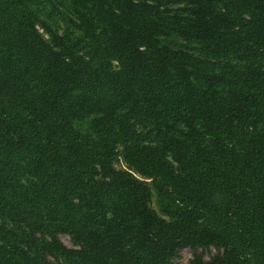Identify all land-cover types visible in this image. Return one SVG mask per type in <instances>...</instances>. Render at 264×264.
<instances>
[{"label": "trees", "instance_id": "16d2710c", "mask_svg": "<svg viewBox=\"0 0 264 264\" xmlns=\"http://www.w3.org/2000/svg\"><path fill=\"white\" fill-rule=\"evenodd\" d=\"M182 248L264 264V0H0V264Z\"/></svg>", "mask_w": 264, "mask_h": 264}, {"label": "rangeland", "instance_id": "374dc122", "mask_svg": "<svg viewBox=\"0 0 264 264\" xmlns=\"http://www.w3.org/2000/svg\"><path fill=\"white\" fill-rule=\"evenodd\" d=\"M117 168H122L123 165L117 164L116 165ZM152 207L155 210H158L157 204L155 201L152 202ZM60 240L62 241V243L67 246V247H71V243L69 240V237L67 235H59ZM197 253L203 255L205 260H208L210 258L211 255H214L217 253V250L214 247H210L207 250L204 249H197ZM192 257V250L189 248H182L179 250L178 256L174 259V263L176 264H188V260Z\"/></svg>", "mask_w": 264, "mask_h": 264}]
</instances>
